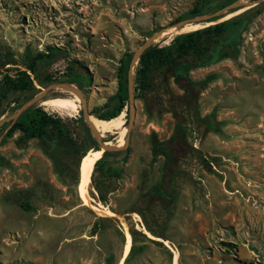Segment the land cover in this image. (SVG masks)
<instances>
[{
  "label": "rangeland",
  "instance_id": "374dc122",
  "mask_svg": "<svg viewBox=\"0 0 264 264\" xmlns=\"http://www.w3.org/2000/svg\"><path fill=\"white\" fill-rule=\"evenodd\" d=\"M197 5L200 15L192 13ZM243 14L237 56L229 38L213 36V51L228 58L180 77L175 64L155 67L150 88L135 92L140 60L131 64L137 52L146 46L167 48L176 37L197 31L173 35L175 29L201 25L200 30ZM49 47L57 54L34 62ZM129 53L128 102L119 116L123 129L99 136L110 149L129 148L130 156L125 165L119 157L95 167L90 190L93 205L111 210L112 217L98 216L79 195L84 157L39 139L21 141L20 132L6 136L5 126L27 105L29 94L13 93L0 108V264H119L125 223L131 237L125 264H164L170 260L161 244L147 242L148 253L139 257L143 218L161 220L165 227L168 219L195 221L206 213L222 227L224 261L264 264V110L252 116L232 102V96L246 92L259 93L264 102V0H0V89L5 75L17 76L33 61L36 72L27 73L41 94L31 106L60 117L73 140L81 132L82 115L92 122L117 108L119 72ZM178 60L195 62L196 57ZM9 62L17 65L1 68ZM210 74L216 80L197 96L176 84L179 78L200 81ZM49 77L55 83L44 87ZM69 80L83 82V98ZM70 93L80 96L75 110L46 104L69 99ZM205 117L218 123V132L207 131ZM176 124L186 131L171 141ZM156 142H168L172 149L171 172L163 156L153 159ZM108 163L113 175L105 172ZM178 260L184 263L182 256Z\"/></svg>",
  "mask_w": 264,
  "mask_h": 264
},
{
  "label": "trees",
  "instance_id": "16d2710c",
  "mask_svg": "<svg viewBox=\"0 0 264 264\" xmlns=\"http://www.w3.org/2000/svg\"><path fill=\"white\" fill-rule=\"evenodd\" d=\"M209 1V0H204ZM193 14L200 15L202 13V8L198 5L192 11ZM223 18V14L220 15L215 20ZM246 20V15H238L230 20L220 22L215 25H211L204 29H200L194 32L182 34L175 38L172 44L167 48L153 47L147 49L144 53L140 55L139 68L136 72V93H144L150 88V78L152 71L155 67H166L171 64L176 65L177 77L184 73H188L194 68H200L208 66L213 63L219 62L221 59L228 58L229 55L223 53L222 51L214 52L211 37H218V41L226 40L229 38L231 42V48L235 56L239 54V49L237 48L238 40L237 35L240 30L244 27ZM219 43V42H217ZM58 50L53 48H48L46 53H40L34 58V62H45L51 57L57 54ZM194 55L196 57L195 62H182L178 58L182 59L184 56ZM132 54H126L125 58L122 60V66L119 72V93L118 106L113 111V113L108 118H101L103 120H112L118 118L121 113L124 111L128 102V82L127 74L129 69V64L132 59ZM30 60V59H29ZM34 62H27L24 64L26 71L18 70L17 76L5 75L3 84L0 89V108L4 105L5 101L13 93H20L21 95H30V98L27 100L28 103L32 101L35 97L41 94V90L37 89L27 71L32 73L36 72ZM76 64L79 62L75 61ZM8 65H17L14 63L2 64L1 68ZM80 65V64H79ZM82 69H85L81 66ZM86 71V69H85ZM82 80L86 83H90V79H85L81 77ZM49 82L44 84V87L55 83L48 78ZM216 80L214 74L208 75L205 79L200 81H193L190 78H179L176 80V84L179 87L185 89V92H191L194 95H198L208 89L211 83ZM68 84L76 83L81 89V96L84 97L83 82L80 80H69ZM25 101V102H27ZM23 104H20L21 106ZM203 125L206 126L208 132H218V127L216 123H212L209 117H205L201 120ZM82 129L79 134V137L76 140H73L70 137L67 127L63 123L60 117L48 114L42 108L31 106L25 111L21 112L17 119L14 122H10L6 125V136L11 137L16 132H20L22 137L21 141L27 142L32 139H39L42 142L46 143L49 147L54 146L55 144L64 147L68 150H71L77 154H80L83 157L87 156V153L91 150L99 151L100 144L95 136V134L90 129V123L83 115L81 116ZM183 131H186L185 128H182L180 124L175 126V134L171 141L178 140L181 137ZM128 141V139L126 138ZM102 142H106L102 140ZM167 143H155L153 149L154 160L158 156H163L166 161L167 172H171L175 167V158L172 152V149L168 147ZM130 156L129 148H121L118 150L105 151L103 158L98 160L95 167L96 169L103 163L107 158H119L122 157L121 162L125 165L128 162ZM4 159L0 156V163ZM105 172L108 175L114 174V167L111 163H108ZM79 184V183H78ZM158 193L162 198H164L163 191L158 184L157 187ZM102 200V198H101ZM105 204V202L102 200Z\"/></svg>",
  "mask_w": 264,
  "mask_h": 264
},
{
  "label": "crops",
  "instance_id": "0c3cea01",
  "mask_svg": "<svg viewBox=\"0 0 264 264\" xmlns=\"http://www.w3.org/2000/svg\"><path fill=\"white\" fill-rule=\"evenodd\" d=\"M261 96L256 92H246V94L232 96V102L234 106L236 103L238 107L243 105L244 109L254 116L264 110V102L262 98H259ZM219 124L227 125L228 123ZM217 127L219 128L218 123ZM209 133L212 135L213 132ZM209 140L212 139L209 138ZM166 222L167 225L164 227L161 220L152 219L151 223H148L143 218L139 230L143 238V242L139 244V257L143 258L148 253L149 248L146 243L149 242L162 245L170 260L164 264H175L176 262L179 264L178 259L181 256L184 259L183 264H229L222 258L225 251V238L215 215L212 219L206 213L200 214L195 221L189 218L183 221L168 219Z\"/></svg>",
  "mask_w": 264,
  "mask_h": 264
},
{
  "label": "bare ground",
  "instance_id": "6f19581e",
  "mask_svg": "<svg viewBox=\"0 0 264 264\" xmlns=\"http://www.w3.org/2000/svg\"><path fill=\"white\" fill-rule=\"evenodd\" d=\"M231 16L232 15H229L227 18H229ZM201 27H202L201 25H190V26L184 27L183 29H180V30L175 29V31L174 32L172 31V33L174 35V34L180 33V32H188V31L198 30ZM165 35L167 36V33H165ZM79 102H80V96L72 95V97L69 99L68 98L53 99V100L46 102V104L57 103V106L59 104H61L64 107V109L70 108V109L75 110L77 108L76 104ZM122 118H123L122 116L119 118L113 119V120H102V119H93L92 118L91 123L95 127L96 130H98L101 134L106 135L108 133H117L116 132L117 130L123 129L124 125L122 122ZM126 131L121 135L120 140L118 141L120 146H122L121 144L124 143L123 138L126 134ZM102 156H103V151H91L88 153V155L86 157L83 158L82 163H81V167H80L81 173H82V183L80 186L78 184V191H79V195H80L81 199L83 200L84 204L86 206L90 207L91 209H93V211L98 216H100V217H112L115 214L111 210L103 207V205H93V203H92L93 199H92L91 194H90L92 174H93L95 165L97 163V160H99ZM125 228L127 231L128 242L125 245L124 254H123V257H122L119 264H125V260L131 251V237L129 234L128 225L126 223H125Z\"/></svg>",
  "mask_w": 264,
  "mask_h": 264
},
{
  "label": "water",
  "instance_id": "95a60500",
  "mask_svg": "<svg viewBox=\"0 0 264 264\" xmlns=\"http://www.w3.org/2000/svg\"><path fill=\"white\" fill-rule=\"evenodd\" d=\"M222 14H223V13H222ZM222 14H221V15H222ZM228 14H230V13H228ZM206 22H208V21H206ZM184 26H185V25H182V26L179 27V28H183ZM171 30H172V29H171ZM164 32H165V31H164ZM162 33H163V32H162ZM162 33H160V34H162ZM148 48H149V46H146L145 49H142L141 51L137 52V53L134 55V59H133L132 64H131V67H132V68L134 67V64L138 63V61L140 60V55H141L142 53H144ZM57 86H60V85H57ZM129 93H130V100H131L132 103H134V101H133V98H134V97H133V89H132V86H131L130 89H129ZM80 95H81V93H80ZM81 97H82V96H81ZM82 98H83V97H82ZM33 103H34V100H32V101H30L29 103H27V105H26V106H25V107H24V108H23V109L17 114V116H16L14 119H17L18 116L21 114V112L25 111V109H26L27 107L33 105ZM136 112H137V109H136V107H134L132 117H135V116H136ZM85 118H87V120L89 121V123H90V129H91V131L95 134V136H96V138H97V140H98V142H99V144H100V148H101L102 151H103V154H104L105 151H112V150H118V149H121V148H125V147L116 148V149H110V148H108L105 144H103V142H102V140H101V138H100V136H99V131L96 130L95 127L92 125V123H91L89 117H88V116H85ZM127 139H128V137H127ZM91 181H92V178H91ZM81 183H82V173H81V171H80L79 186L81 185Z\"/></svg>",
  "mask_w": 264,
  "mask_h": 264
}]
</instances>
